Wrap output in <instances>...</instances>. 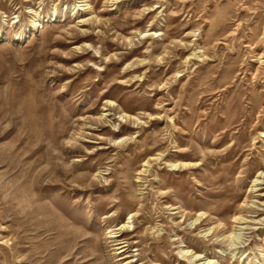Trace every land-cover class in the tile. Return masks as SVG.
Here are the masks:
<instances>
[{
  "label": "rangeland",
  "instance_id": "374dc122",
  "mask_svg": "<svg viewBox=\"0 0 264 264\" xmlns=\"http://www.w3.org/2000/svg\"><path fill=\"white\" fill-rule=\"evenodd\" d=\"M80 1L0 0V264H264V0Z\"/></svg>",
  "mask_w": 264,
  "mask_h": 264
},
{
  "label": "bare ground",
  "instance_id": "6f19581e",
  "mask_svg": "<svg viewBox=\"0 0 264 264\" xmlns=\"http://www.w3.org/2000/svg\"><path fill=\"white\" fill-rule=\"evenodd\" d=\"M111 1V3H114V4H116L118 1H121V0H110ZM81 5V7L82 8H85L87 5L85 4L86 3V1H84V0H81L80 2H79ZM80 8V7H79ZM257 179H260V181L262 182L263 180H264V172H261V173H259V176H257ZM255 182H257V180H255L254 181V184H255ZM257 185L258 184H260L259 182L258 183H256ZM230 192V191H229ZM198 218H204V215L203 214H199L198 215ZM242 219L240 218V217H234L233 218V221H234V223L235 222H240ZM128 224V223H127ZM125 229V226H122L121 228H118V229H116L115 231H118V232H123V230ZM108 234H109V239H116V238H119V235L117 234V233H113V232H111V231H109L108 232ZM232 235H234L233 233L230 235V236H232ZM229 236V237H230ZM235 237H237V236H235ZM119 249H121L117 254H119V253H124V251L122 250V248H119ZM116 250H118V249H116ZM184 256H187V254H188V252H184V253H182ZM125 258H127V257H125ZM191 259H193L192 257H191Z\"/></svg>",
  "mask_w": 264,
  "mask_h": 264
}]
</instances>
